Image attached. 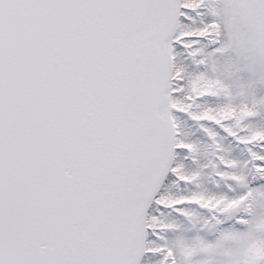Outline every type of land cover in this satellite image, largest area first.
Wrapping results in <instances>:
<instances>
[{
  "label": "snow or ice",
  "instance_id": "6c2138e0",
  "mask_svg": "<svg viewBox=\"0 0 264 264\" xmlns=\"http://www.w3.org/2000/svg\"><path fill=\"white\" fill-rule=\"evenodd\" d=\"M0 264H264V0H0Z\"/></svg>",
  "mask_w": 264,
  "mask_h": 264
}]
</instances>
